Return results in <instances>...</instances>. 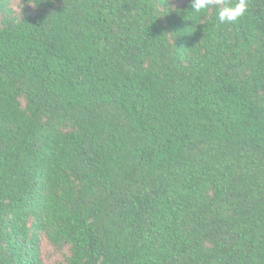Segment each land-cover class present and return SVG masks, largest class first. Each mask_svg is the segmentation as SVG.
<instances>
[{"label":"trees","instance_id":"1","mask_svg":"<svg viewBox=\"0 0 264 264\" xmlns=\"http://www.w3.org/2000/svg\"><path fill=\"white\" fill-rule=\"evenodd\" d=\"M0 0V264H264V0Z\"/></svg>","mask_w":264,"mask_h":264},{"label":"clouds","instance_id":"2","mask_svg":"<svg viewBox=\"0 0 264 264\" xmlns=\"http://www.w3.org/2000/svg\"><path fill=\"white\" fill-rule=\"evenodd\" d=\"M247 0H191L190 9L203 13L217 9V19L221 24H235L247 12Z\"/></svg>","mask_w":264,"mask_h":264},{"label":"rangeland","instance_id":"3","mask_svg":"<svg viewBox=\"0 0 264 264\" xmlns=\"http://www.w3.org/2000/svg\"><path fill=\"white\" fill-rule=\"evenodd\" d=\"M45 264H57L62 260L64 252L53 249L46 240L41 243Z\"/></svg>","mask_w":264,"mask_h":264}]
</instances>
